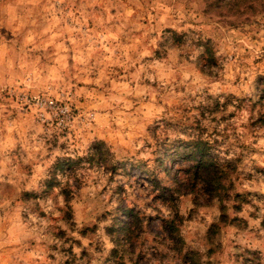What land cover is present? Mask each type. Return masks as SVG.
<instances>
[{"label": "rangeland", "instance_id": "1", "mask_svg": "<svg viewBox=\"0 0 264 264\" xmlns=\"http://www.w3.org/2000/svg\"><path fill=\"white\" fill-rule=\"evenodd\" d=\"M262 87L264 0H0V264H264ZM199 129L223 202L172 189Z\"/></svg>", "mask_w": 264, "mask_h": 264}, {"label": "trees", "instance_id": "2", "mask_svg": "<svg viewBox=\"0 0 264 264\" xmlns=\"http://www.w3.org/2000/svg\"><path fill=\"white\" fill-rule=\"evenodd\" d=\"M204 47L203 55L210 59L211 49L207 43L204 44ZM258 101L264 104V87L260 89ZM210 144V141L203 136V132L200 129L191 135L188 134L186 139L179 140L176 146H169L170 143L165 144L166 147H170L168 148L169 152L166 150L165 154L168 157V163L177 161L172 164L174 167L172 169L173 172L167 171L175 184L172 189L193 195V201L206 198V201L215 199L217 202H223L229 196L228 190L231 184L225 180L228 173L218 166L215 157L211 153ZM68 165L69 160L57 161L53 168L54 170H62ZM45 183L47 187L51 185L50 180H46ZM155 186L160 191L166 190L158 182ZM61 192L64 193L63 191ZM167 198L170 201L173 200L174 203V198L171 194H168ZM124 208L122 213L130 215L131 211L125 206ZM172 217L167 222L174 224V218L177 217L176 212H173ZM127 226L130 228L131 224L129 223Z\"/></svg>", "mask_w": 264, "mask_h": 264}, {"label": "built area", "instance_id": "3", "mask_svg": "<svg viewBox=\"0 0 264 264\" xmlns=\"http://www.w3.org/2000/svg\"><path fill=\"white\" fill-rule=\"evenodd\" d=\"M17 99L27 108L33 107L34 109H36L39 116H43V113L41 111L44 109H49L53 111L54 114H57L58 112L62 114L66 113L65 108H60L59 105H57L53 100L43 95L19 94V97Z\"/></svg>", "mask_w": 264, "mask_h": 264}]
</instances>
